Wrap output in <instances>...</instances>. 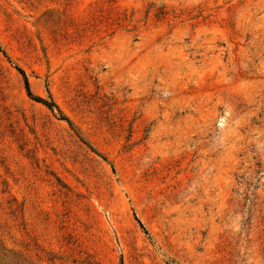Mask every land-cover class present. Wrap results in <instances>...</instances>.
Instances as JSON below:
<instances>
[{
	"label": "rangeland",
	"instance_id": "374dc122",
	"mask_svg": "<svg viewBox=\"0 0 264 264\" xmlns=\"http://www.w3.org/2000/svg\"><path fill=\"white\" fill-rule=\"evenodd\" d=\"M14 261L264 264V0H0Z\"/></svg>",
	"mask_w": 264,
	"mask_h": 264
},
{
	"label": "trees",
	"instance_id": "16d2710c",
	"mask_svg": "<svg viewBox=\"0 0 264 264\" xmlns=\"http://www.w3.org/2000/svg\"><path fill=\"white\" fill-rule=\"evenodd\" d=\"M17 71L22 76L23 83H24V88H25V91H26L27 96L31 100H33V101H35L37 103L42 104L43 106H45L51 112H53L54 110H57V112L59 114V117H60V120L66 121L70 125V127L72 128V130H73L71 121L61 113V111L59 110V108L57 107V105L52 100L47 101V100H45V99H43L41 97L35 96L32 93L31 89H30L29 81H28L27 76L25 75L24 71L21 68H19V67H17ZM76 135L79 137V134L78 133H76ZM81 141H83V140L81 139ZM13 264H23V263H21V262L19 263L17 261H14Z\"/></svg>",
	"mask_w": 264,
	"mask_h": 264
}]
</instances>
